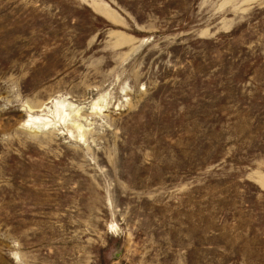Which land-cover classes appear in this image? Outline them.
<instances>
[{"label":"rangeland","instance_id":"374dc122","mask_svg":"<svg viewBox=\"0 0 264 264\" xmlns=\"http://www.w3.org/2000/svg\"><path fill=\"white\" fill-rule=\"evenodd\" d=\"M0 264H264V0H0Z\"/></svg>","mask_w":264,"mask_h":264},{"label":"bare ground","instance_id":"6f19581e","mask_svg":"<svg viewBox=\"0 0 264 264\" xmlns=\"http://www.w3.org/2000/svg\"><path fill=\"white\" fill-rule=\"evenodd\" d=\"M52 104H53V109H54L53 111L50 110V108H45L44 110H47V113L45 114L36 115V116L28 114V120L25 121V126L33 127L37 124H40L39 126H42L43 128L53 127L55 129L57 128V125L53 123V121L49 118L50 113H51V115L57 120V122L61 121V122L66 123V121L69 119L72 121V126L75 129H77L80 133L83 132L84 127L79 121L75 119V117H80L79 110L67 112L66 107L70 106L71 104H67L65 101H62V100L61 101L53 100ZM103 109L104 108L100 106V103L98 101L92 104L93 113H97V112L101 113ZM40 110H41L40 111L41 113L44 111V110L42 111V108ZM29 112L33 113L35 111L30 107ZM39 126H36L33 128L39 129ZM69 134H71V131L69 132ZM81 137H83V135H81Z\"/></svg>","mask_w":264,"mask_h":264}]
</instances>
